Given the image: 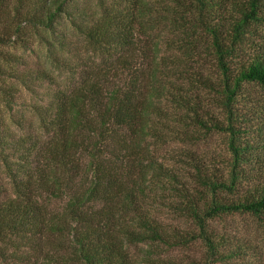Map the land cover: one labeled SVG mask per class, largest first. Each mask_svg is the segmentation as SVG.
<instances>
[{"label":"trees","instance_id":"trees-1","mask_svg":"<svg viewBox=\"0 0 264 264\" xmlns=\"http://www.w3.org/2000/svg\"><path fill=\"white\" fill-rule=\"evenodd\" d=\"M263 4L0 0V264H134L136 247L156 264L199 245L200 264H254L211 224L264 218V139L244 137L264 49L238 53ZM210 133L224 161L175 157Z\"/></svg>","mask_w":264,"mask_h":264},{"label":"rangeland","instance_id":"rangeland-1","mask_svg":"<svg viewBox=\"0 0 264 264\" xmlns=\"http://www.w3.org/2000/svg\"><path fill=\"white\" fill-rule=\"evenodd\" d=\"M261 12L263 15V20L261 23L253 24L250 28L249 35L246 36L244 41L239 47V52L241 55H250L252 53H257L260 49H264V4L262 5ZM237 57V56H236ZM245 93L253 101L254 105L258 107V112L261 116L255 121L250 122L245 125L247 127V132L244 137L245 140L258 142V139H264V92L256 86L246 85L244 87ZM227 135L222 133H210L206 138L198 141L197 144L184 145V146H173L171 147L174 151H177L175 157L180 154L178 152H183L182 150L188 149L194 151L196 154L205 157L207 160H215V164L219 160L224 161L227 158L226 150ZM170 148V149H171ZM182 159V158H180ZM184 159V158H183ZM174 164L179 168L182 164ZM0 180V184H1ZM3 184L4 180H3ZM6 186V184H5ZM3 198L0 194V200ZM171 220H168L169 223ZM180 228L185 225L183 223L173 222ZM211 227L215 229L218 233H222L227 236L230 240H240V244H246L250 250H246V256H243L244 260L254 261V264H264V218H256L251 215H232L220 220H216L211 224ZM253 253V255H251ZM130 254L132 256L134 264H145L141 261L142 250L140 247L131 249ZM205 253L204 249L199 245L197 248L190 251H171L170 253L163 254L159 256V263L156 264H200L204 260ZM229 263V261H228ZM223 264V263H220Z\"/></svg>","mask_w":264,"mask_h":264}]
</instances>
